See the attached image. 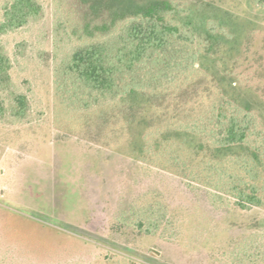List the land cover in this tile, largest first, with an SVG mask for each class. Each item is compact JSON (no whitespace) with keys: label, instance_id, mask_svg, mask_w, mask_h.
I'll use <instances>...</instances> for the list:
<instances>
[{"label":"trees","instance_id":"1","mask_svg":"<svg viewBox=\"0 0 264 264\" xmlns=\"http://www.w3.org/2000/svg\"><path fill=\"white\" fill-rule=\"evenodd\" d=\"M225 1L51 0L52 46L65 51L53 57L54 96L72 113L60 139L178 175L212 204L264 209V96L240 70L264 0ZM42 14L39 0H0V38ZM11 68L0 43V117L19 122L29 100ZM164 220L140 195L122 200L111 228L153 236ZM67 244L71 253L45 260L0 229L6 264H95L92 246Z\"/></svg>","mask_w":264,"mask_h":264},{"label":"rangeland","instance_id":"2","mask_svg":"<svg viewBox=\"0 0 264 264\" xmlns=\"http://www.w3.org/2000/svg\"><path fill=\"white\" fill-rule=\"evenodd\" d=\"M233 1L242 8V0ZM39 2L38 21L0 38L14 89L29 100L23 121L0 117L1 231L37 248L45 260L62 259L71 253L67 243L74 249L84 242L96 253L95 264H264L263 208L212 204V193L178 175L60 139L72 113L54 96L53 57L65 51L52 46L51 0ZM258 16L240 70L264 96V13ZM140 195L164 209L159 233L114 232L122 200ZM0 264H6L2 258Z\"/></svg>","mask_w":264,"mask_h":264}]
</instances>
